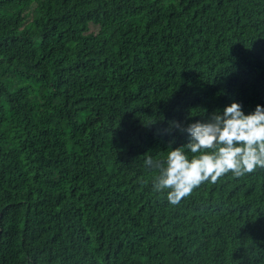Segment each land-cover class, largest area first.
<instances>
[{"label":"trees","instance_id":"16d2710c","mask_svg":"<svg viewBox=\"0 0 264 264\" xmlns=\"http://www.w3.org/2000/svg\"><path fill=\"white\" fill-rule=\"evenodd\" d=\"M233 101L264 106V0H0V264H264V168L172 205L144 164Z\"/></svg>","mask_w":264,"mask_h":264},{"label":"clouds","instance_id":"9594fccd","mask_svg":"<svg viewBox=\"0 0 264 264\" xmlns=\"http://www.w3.org/2000/svg\"><path fill=\"white\" fill-rule=\"evenodd\" d=\"M199 116L202 118L186 125L171 121L165 131L178 129L187 134L188 142L175 148L169 145L162 159L149 155L144 161L146 167L158 170L153 190L166 192L172 205L205 182L216 184L228 174L239 178L264 168V106L257 104L253 112L245 114L242 105L233 101L222 113Z\"/></svg>","mask_w":264,"mask_h":264},{"label":"rangeland","instance_id":"374dc122","mask_svg":"<svg viewBox=\"0 0 264 264\" xmlns=\"http://www.w3.org/2000/svg\"><path fill=\"white\" fill-rule=\"evenodd\" d=\"M31 16L27 17L26 14L22 15V20H24V25L28 27L30 30H37V22L38 17L41 15V8L37 2H33L31 5ZM7 13L3 12L1 15V19H4L6 17ZM126 18V17H124ZM124 19L114 21L113 23L121 22ZM91 29L94 31L95 35H102L104 34L108 27H100V26H92Z\"/></svg>","mask_w":264,"mask_h":264}]
</instances>
